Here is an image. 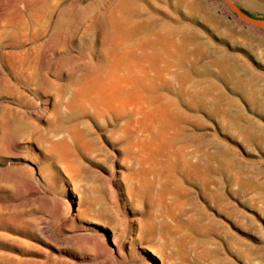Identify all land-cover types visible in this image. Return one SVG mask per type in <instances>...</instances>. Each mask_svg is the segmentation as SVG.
<instances>
[{"label": "rangeland", "instance_id": "rangeland-1", "mask_svg": "<svg viewBox=\"0 0 264 264\" xmlns=\"http://www.w3.org/2000/svg\"><path fill=\"white\" fill-rule=\"evenodd\" d=\"M227 1L264 21V0L63 4L66 26L95 22L72 42L75 66L57 92L141 113L120 142L81 125L54 141L77 181L62 184L48 169L42 181L0 150V264H264V30ZM13 84L0 88L1 110L20 89ZM177 148L196 161L207 151L206 185L181 179L179 157L170 160ZM218 163L239 173V192Z\"/></svg>", "mask_w": 264, "mask_h": 264}, {"label": "bare ground", "instance_id": "bare-ground-1", "mask_svg": "<svg viewBox=\"0 0 264 264\" xmlns=\"http://www.w3.org/2000/svg\"><path fill=\"white\" fill-rule=\"evenodd\" d=\"M66 1L0 0V88L2 84L14 85L15 82L21 89L16 90V94L7 100H1L0 142L6 140V144H0V150L8 159L29 161L35 167L40 180L45 181L47 172H50L62 184L66 179L77 181L80 177L79 169L75 163H65L52 154L54 141L69 140L71 133L81 125L94 134L103 131L109 139L118 142L141 113L140 111L129 113L127 109L118 113L107 107L101 108L96 101L78 102L74 98L69 99L65 92H57L64 77L75 66L74 55L69 56L72 42L95 22L92 17H74L71 24L66 26L62 10ZM72 7L75 9L76 4ZM53 35L56 36L54 40L51 38ZM36 61L40 64L39 70L36 69ZM42 85H46L49 91H39ZM30 87L32 96L24 94ZM6 112L9 116H6ZM8 118H12V126L8 124ZM200 153L201 159L196 161L197 153L195 155L193 151L185 153L177 148L172 152L170 160L179 157L177 160H180L175 164L182 180L199 176L206 185L212 164L208 161L209 155L206 150ZM22 169L31 175L34 172V168L30 166ZM45 169H48L47 172ZM222 170L227 171L233 189L236 193L239 192L241 189L239 173L235 172V169L230 170L226 164H216L215 172ZM39 190H35L37 194ZM134 191V188L131 189L129 195L131 196ZM71 200L73 203V199ZM63 222L65 224L67 220ZM39 224L42 234L46 226L42 221Z\"/></svg>", "mask_w": 264, "mask_h": 264}, {"label": "water", "instance_id": "water-1", "mask_svg": "<svg viewBox=\"0 0 264 264\" xmlns=\"http://www.w3.org/2000/svg\"><path fill=\"white\" fill-rule=\"evenodd\" d=\"M228 8L231 10V12L243 23L249 24L251 26H254L256 28H259L261 30H264V21L259 20L257 18H254L250 15H248L243 10L236 7L234 4H232L230 1L226 2Z\"/></svg>", "mask_w": 264, "mask_h": 264}]
</instances>
